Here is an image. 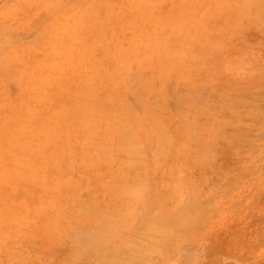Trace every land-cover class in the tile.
Here are the masks:
<instances>
[{"label": "rangeland", "instance_id": "374dc122", "mask_svg": "<svg viewBox=\"0 0 264 264\" xmlns=\"http://www.w3.org/2000/svg\"><path fill=\"white\" fill-rule=\"evenodd\" d=\"M0 264H264V0H0Z\"/></svg>", "mask_w": 264, "mask_h": 264}, {"label": "bare ground", "instance_id": "6f19581e", "mask_svg": "<svg viewBox=\"0 0 264 264\" xmlns=\"http://www.w3.org/2000/svg\"><path fill=\"white\" fill-rule=\"evenodd\" d=\"M143 235L144 237L147 238L146 242L142 245H133V244L126 245L127 248L126 249L124 248V251H126L125 252L126 255L127 254L132 255V256L137 255L139 258H142L143 256L145 257L148 253L151 252L152 247H153V245L151 244V239H153L152 234L147 231Z\"/></svg>", "mask_w": 264, "mask_h": 264}]
</instances>
